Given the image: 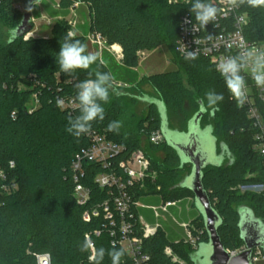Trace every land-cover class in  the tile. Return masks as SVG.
I'll list each match as a JSON object with an SVG mask.
<instances>
[{
	"label": "trees",
	"instance_id": "obj_1",
	"mask_svg": "<svg viewBox=\"0 0 264 264\" xmlns=\"http://www.w3.org/2000/svg\"><path fill=\"white\" fill-rule=\"evenodd\" d=\"M55 2L59 7L53 9ZM76 3H79L76 9L86 8L89 34L100 35L109 45H119L122 57L117 60L104 51L89 69L67 76L60 71L57 54L63 37L72 32L67 18ZM42 4L56 19L51 34L27 39L25 35L9 39V35L21 23L29 8L28 0H3L0 4V264H37V255L41 253H50L52 264H90V251L81 252L80 247L85 235L96 229L102 230L100 236L93 237L96 249L113 247L102 205L110 201L117 189L101 187L95 180L97 175L112 168L96 161H83L82 174L75 172L73 162L90 140L87 134L77 138L66 131L68 116L79 114L75 100L77 85L94 79L96 71L111 73L115 91L110 90L109 101L102 102L105 119L94 121L90 132L105 133L124 148L110 159L118 172H122L119 162L137 149L145 151L155 172L154 180L147 179L143 186L138 184L130 189L135 202L151 194L164 196L165 202L182 200L187 195L194 198V194L187 188L175 187L191 172L192 166L181 165L176 150L165 139L160 144L150 140L152 132L161 131L157 105H148L141 117L131 112L129 105H138L139 97L146 94L160 99L166 105L169 126L186 131L202 101L206 112L201 127L212 126L218 151L224 143L232 156V160L227 158L220 166H207L203 185L222 219L218 233L224 247L236 249L244 245L238 208L248 206L264 222V195L242 192L239 185L264 182V158L254 149L256 130L247 108L238 107L214 63L206 57L187 58L177 52L181 17L192 14L189 0L177 3L49 0ZM240 10L249 17L246 37L264 42V6L245 4ZM31 24L30 32L34 28V23ZM4 29L9 30L6 38ZM74 36L92 52L85 34L74 33ZM163 45L169 46L173 59L188 74L189 85L184 83L181 69L138 76L139 53ZM209 91L223 94L224 99L215 107L208 104ZM58 98L64 101L62 105L57 104ZM256 104L264 122V102L257 100ZM112 121L122 122L118 134L108 131ZM77 184L89 190V199L84 204L78 202ZM95 207L101 210L100 216L85 221L84 212ZM132 213L138 221L136 206H132ZM192 221L199 245L208 242L202 216ZM183 239L174 226H162L154 236L145 238L144 250L150 255L148 264H177L165 253L168 245L187 264H195L192 259L195 250ZM102 264H112L107 254ZM121 264H131L126 252Z\"/></svg>",
	"mask_w": 264,
	"mask_h": 264
},
{
	"label": "built area",
	"instance_id": "obj_2",
	"mask_svg": "<svg viewBox=\"0 0 264 264\" xmlns=\"http://www.w3.org/2000/svg\"><path fill=\"white\" fill-rule=\"evenodd\" d=\"M2 1L0 0V4ZM182 1L186 0H169V2L174 3ZM214 2L222 9L225 8V5L221 4L220 0H214ZM15 6L22 9L20 3H16ZM78 6L79 3H76L75 8H72L71 12L76 11V7ZM54 7H59L57 2L54 3ZM248 19V14L241 11L239 7L228 10L227 15L222 14L218 17L216 26L209 23L204 28L195 22L192 14H185L180 20V32L176 46L177 52L187 58H192L189 57V52L194 53V58H209L216 67L221 57L236 55L239 50L237 45L239 44H245L248 47H264V42L250 41L246 37L245 27L248 24ZM189 20L191 23L186 22ZM69 23L73 24L72 22ZM193 25L196 29L195 31L193 30ZM209 35H211V39H209ZM30 36H32V32L27 33L24 38L27 39ZM92 37L98 39L99 42L105 40L100 35H92ZM114 45L112 46L115 47ZM244 75L248 84V100L244 104V107L247 108V114L251 118L256 130L254 149L264 158V122L256 104L257 100L264 102V89L257 88L250 75L247 73ZM87 136L90 144L76 156L73 162L74 171L82 174L83 161H96L102 163L105 167L111 166L112 171L102 172L95 179L101 187H116L117 189V192L112 196L110 201H105L102 205L104 218L109 221L111 245L123 248L130 257L131 264H148L150 255L144 250L143 241L145 238L154 236L161 229L162 225L159 222L155 224L148 223L140 214L138 221L134 219L132 206L138 208L140 203L133 201L130 189L138 184L143 186V182L147 179L154 180L155 172L151 169L150 159L143 149H137L119 162L122 172H118L112 167L110 159L119 155L124 148L108 139L105 133L92 131ZM150 140L154 144H160L164 141V136L160 130L154 131L150 135ZM239 189L242 192H253L264 195V182L241 184L239 185ZM76 196L78 202L84 204L89 199V190L82 184H77ZM179 202L180 200L168 201L160 206H151V208L158 219L164 212L168 211V207L175 206ZM100 214L101 210L99 207H95L90 211H85L83 218L85 221H90L92 217H98ZM173 220L185 230L186 235H183L184 242L191 245L193 250H196L199 247V236L195 232L196 227L192 223L193 221L180 223L175 218ZM101 233V229H96L85 235V237L93 241L95 249L96 244L93 237L100 236ZM245 250H247L245 244L236 249H227L230 258ZM165 253L177 264H187L186 260L177 255L170 245L165 247ZM251 259L253 264H264V244L252 249ZM37 264H52L50 253L38 254Z\"/></svg>",
	"mask_w": 264,
	"mask_h": 264
},
{
	"label": "clouds",
	"instance_id": "obj_3",
	"mask_svg": "<svg viewBox=\"0 0 264 264\" xmlns=\"http://www.w3.org/2000/svg\"><path fill=\"white\" fill-rule=\"evenodd\" d=\"M33 3L36 4V0H33ZM189 3V11L194 15L195 22L204 28L209 23L216 26L218 17L222 14L227 15L228 10L239 8L245 4L250 7L264 6V0H220V3L225 5L224 9L212 0H208V2L206 0H189ZM28 10L31 11V8ZM186 22L191 23L190 20ZM193 30H196L194 25ZM209 39H211V35H209ZM237 47L239 50L236 55L224 56L218 60L216 70L224 78L225 84L238 107H243L248 100V84L245 73L250 75L257 88L264 89V47H248L245 44H239ZM188 55L194 58L193 52H189ZM97 60L98 55L89 52L88 46L76 39L74 33H66L57 54V64L62 73L67 76H74L77 70H87ZM89 76H92L91 72ZM77 88L75 100L78 102L79 114L75 117L71 114L68 116L66 131L79 138L91 131L94 121L105 119V109L102 107V102L107 103L110 90L115 91V89L113 88L111 73L100 71L95 72L94 79L89 78L81 81ZM206 98L208 104L213 107L224 99L223 94H218L215 91L206 93ZM63 103L64 101L58 98L57 104L62 105ZM121 127V121H112L108 125V131L118 134ZM80 250L81 252L91 251L90 264H102L106 254L111 258L112 264H121L125 255L122 248L117 249L115 246L110 250L103 247L95 249L93 241L87 237L81 244Z\"/></svg>",
	"mask_w": 264,
	"mask_h": 264
},
{
	"label": "water",
	"instance_id": "obj_4",
	"mask_svg": "<svg viewBox=\"0 0 264 264\" xmlns=\"http://www.w3.org/2000/svg\"><path fill=\"white\" fill-rule=\"evenodd\" d=\"M33 4V0H28L29 7ZM31 22V13H24L21 23L12 31L11 39L29 33L32 28ZM139 99L147 102L148 105H157L161 116V133L165 141L176 150L181 165L190 164L192 166L191 172L175 187L187 188L194 194L195 206L203 218L208 235V242H203L200 245L208 243L211 248L206 264H253L252 249L264 244V222L255 216L252 209L245 205L238 208L240 235L247 250L230 258L218 233L222 219L213 207L208 192L204 188L203 171L209 165H222L227 158L232 160V156L224 143L220 144V151H218L217 138L213 135L212 126L201 127V119L206 112L202 101L200 100L199 111L190 119L188 129L180 131L169 126L166 105L162 100L147 94ZM192 259L195 264H202L196 261L194 254H192Z\"/></svg>",
	"mask_w": 264,
	"mask_h": 264
},
{
	"label": "rangeland",
	"instance_id": "obj_5",
	"mask_svg": "<svg viewBox=\"0 0 264 264\" xmlns=\"http://www.w3.org/2000/svg\"><path fill=\"white\" fill-rule=\"evenodd\" d=\"M41 9V14L43 15L44 8L40 5ZM68 19V24L69 22H72L73 24L71 25V30L73 33L77 34H85L87 38L90 41V50L94 53H96L100 58L103 55V52H109L112 56H114L117 60L121 58V49L119 50L115 44L113 47L112 45H109L106 40H101L99 42L98 39H94L92 35L89 34L87 31V26H88V20H87V12L86 8L84 6L79 7L76 11L71 12L69 15ZM56 21V19L53 18H46L45 16H42L40 18H37L36 23L34 25V28L32 31L34 32L35 35L38 36H49L51 34V28L53 23ZM4 38L8 36V29H4ZM11 34L9 35V39L13 36V32H10ZM8 39V40H9ZM7 40V41H8ZM119 46V45H118ZM140 55V60H139V66L136 69V72L139 77H142L144 75H153V74H160L168 70H176V69H181L180 65L176 62L175 59H173V53L170 50L169 46L163 45L159 46L154 49L150 50H145L141 51L139 53ZM183 81L186 85L188 84V74L181 69ZM119 86V85H117ZM131 89V88H130ZM133 91V90H132ZM135 95H140L138 92H135ZM148 107V103L142 101L139 99V104L138 105H129V110L131 112H134L138 117H141L146 109ZM158 197V205H163V203L166 201V198L164 196L157 194ZM187 200L192 202L194 198L191 196L187 195L185 198L182 200ZM140 206H144V204H140ZM176 217V218H175ZM187 220L193 217L192 212H187L186 213ZM175 218L177 221H184L185 216L181 218V215L179 216L178 214V208L177 207H170L166 213H164V216L162 219H160L162 226L166 228H171L172 226H177V223L173 220ZM194 224V222H192ZM195 226V225H194ZM183 235L185 234V230L182 228ZM210 245L208 243L199 245V247L195 250L194 255L195 259L197 262L206 264L208 263V257L210 255Z\"/></svg>",
	"mask_w": 264,
	"mask_h": 264
},
{
	"label": "crops",
	"instance_id": "obj_6",
	"mask_svg": "<svg viewBox=\"0 0 264 264\" xmlns=\"http://www.w3.org/2000/svg\"><path fill=\"white\" fill-rule=\"evenodd\" d=\"M44 1L46 3L49 2V0L36 1V4H33L32 6L29 7V8H31V11L28 10L29 8L25 10V13L26 12H30L31 13V15H32V22L34 23V25L36 23L37 18H40L42 16H45L46 18L47 17L48 18H53L47 12L46 5L45 4H42ZM40 5L44 8V12L45 13L43 15L41 14ZM34 6H36L35 7V12H33ZM54 8L55 7H53V9ZM32 36H38V35H35L34 32L32 31ZM156 195L157 194H151V195H147V196L141 198L140 201H139V203L140 204L141 203L144 204L145 207L144 206H140V204L138 206V212H139V214L144 218V220L146 222L151 223V224H155L156 222L161 223L160 219H162V217L164 216V213H166V212H164L162 214V216L160 218H158V219L155 217L154 211L151 208V206H160V205H158L159 204L158 203V197ZM170 207H177L178 208V214H179V216L181 215V218L183 216H185V220L184 221L181 220V222H188L190 220H193V218H195L196 216H198V215L200 216V212L198 211V209L195 206L194 199L192 200V202H191V200L190 201H187L185 199L184 200H180V202L177 205L170 206ZM170 207H168V209ZM187 212H189V213L192 212L193 213V217H191L188 220H187V217H186V213ZM178 222H180V221H178ZM174 228H176L178 231H180V233H182V235H183L182 228L179 225L174 226Z\"/></svg>",
	"mask_w": 264,
	"mask_h": 264
},
{
	"label": "bare ground",
	"instance_id": "obj_7",
	"mask_svg": "<svg viewBox=\"0 0 264 264\" xmlns=\"http://www.w3.org/2000/svg\"><path fill=\"white\" fill-rule=\"evenodd\" d=\"M116 47L120 50L121 49V47L120 46H118V45H116Z\"/></svg>",
	"mask_w": 264,
	"mask_h": 264
}]
</instances>
